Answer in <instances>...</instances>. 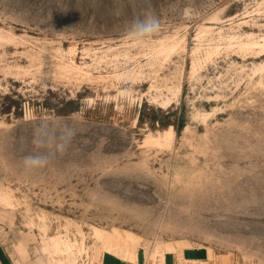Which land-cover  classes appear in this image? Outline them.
<instances>
[{
    "label": "rangeland",
    "instance_id": "374dc122",
    "mask_svg": "<svg viewBox=\"0 0 264 264\" xmlns=\"http://www.w3.org/2000/svg\"><path fill=\"white\" fill-rule=\"evenodd\" d=\"M0 245L264 264V0H0Z\"/></svg>",
    "mask_w": 264,
    "mask_h": 264
},
{
    "label": "crops",
    "instance_id": "0c3cea01",
    "mask_svg": "<svg viewBox=\"0 0 264 264\" xmlns=\"http://www.w3.org/2000/svg\"><path fill=\"white\" fill-rule=\"evenodd\" d=\"M99 264H219L211 250L205 248H184L165 252L152 257L141 251H129L122 255L104 253ZM0 264H15L6 249L0 245Z\"/></svg>",
    "mask_w": 264,
    "mask_h": 264
},
{
    "label": "clouds",
    "instance_id": "9594fccd",
    "mask_svg": "<svg viewBox=\"0 0 264 264\" xmlns=\"http://www.w3.org/2000/svg\"><path fill=\"white\" fill-rule=\"evenodd\" d=\"M160 28L159 18L152 12L149 18L139 21V30L141 34H155ZM25 164L32 161L34 164H39L40 161L35 157H25Z\"/></svg>",
    "mask_w": 264,
    "mask_h": 264
},
{
    "label": "bare ground",
    "instance_id": "6f19581e",
    "mask_svg": "<svg viewBox=\"0 0 264 264\" xmlns=\"http://www.w3.org/2000/svg\"><path fill=\"white\" fill-rule=\"evenodd\" d=\"M165 133H168V131H166ZM52 247L55 249V251H60L61 248V240H54L52 243Z\"/></svg>",
    "mask_w": 264,
    "mask_h": 264
},
{
    "label": "trees",
    "instance_id": "16d2710c",
    "mask_svg": "<svg viewBox=\"0 0 264 264\" xmlns=\"http://www.w3.org/2000/svg\"><path fill=\"white\" fill-rule=\"evenodd\" d=\"M139 119L141 120V115H140V118ZM159 126H160V124H159ZM175 128H176V132L179 134V132L181 131V129H179L177 127H175Z\"/></svg>",
    "mask_w": 264,
    "mask_h": 264
}]
</instances>
